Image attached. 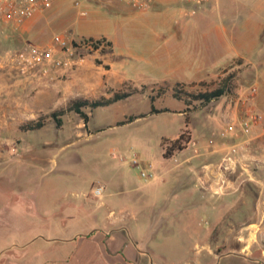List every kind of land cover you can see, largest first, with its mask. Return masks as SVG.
Returning <instances> with one entry per match:
<instances>
[{
	"label": "rangeland",
	"instance_id": "374dc122",
	"mask_svg": "<svg viewBox=\"0 0 264 264\" xmlns=\"http://www.w3.org/2000/svg\"><path fill=\"white\" fill-rule=\"evenodd\" d=\"M198 21L199 32L194 29ZM263 26L264 0H213L200 6L182 0H153L145 10L134 9L126 0H52L33 18L4 26L0 31V251L14 247L3 251L0 264H27L26 250L15 247L33 242L31 248H39L45 238L68 237L89 223L102 221L105 206L77 208L75 217L66 223L57 217L45 223L34 211L51 213L58 208L55 200L64 197L81 203L88 194L89 202L126 196L106 194L115 190L113 184L121 173H131L135 183L142 184L139 170L161 160V153L181 134L183 148L173 151L171 160L165 161L169 165H174L176 154L216 150L221 155L208 169L219 171L227 144L242 143L251 178L242 176V200L232 211L238 213L240 223L213 228L222 201L194 187L191 179L181 182L174 172H166L161 181L147 182L144 188L149 192L132 202L138 208L128 218L132 234L138 235L132 229L134 216L139 218L137 228L142 233L150 218L151 201L158 206L166 198V225L155 226L144 241L153 253V264H264V121L247 136L239 130L236 136H218L236 116L229 108L236 103L240 112L238 95L247 93L252 84L257 88L252 99L256 96L258 110L264 115ZM56 33L73 40L106 34L133 58L114 53L112 42L83 49L81 63L70 69L50 67L45 74L38 68L22 71L17 53L45 46ZM202 36L207 37L206 45L212 46L214 56H207ZM236 38L245 49L242 56L213 69L212 65L224 59L220 47L225 42L234 45ZM125 60L138 66L163 67L168 81H158L149 73L146 81L134 80V74L133 80L125 79L118 71V64ZM194 62L213 70L211 76L177 85L175 79L188 78V67ZM225 78L228 91L224 95L205 104L193 98L218 87ZM115 92L130 95L107 106L85 108L86 123L74 111L62 114L60 125L50 117L52 111L64 109L76 99L111 97ZM151 103L167 110L149 113ZM141 113L146 115L119 124L129 115ZM39 117L44 121L41 128L20 129L26 121ZM209 138L214 144H208ZM254 140L256 144L251 145ZM113 148L118 151L112 152ZM135 151L138 166L118 161L120 152L129 156ZM99 182L108 183L101 198L92 196ZM33 196L36 207L28 208L23 201L31 203Z\"/></svg>",
	"mask_w": 264,
	"mask_h": 264
},
{
	"label": "crops",
	"instance_id": "0c3cea01",
	"mask_svg": "<svg viewBox=\"0 0 264 264\" xmlns=\"http://www.w3.org/2000/svg\"><path fill=\"white\" fill-rule=\"evenodd\" d=\"M246 1L250 2V0ZM53 4H55V2ZM200 23L201 21H198V23L196 22L197 25L196 28H194L198 32L201 28ZM262 24L263 23H261V25ZM223 32H225L227 37L233 39L229 35L228 29L224 28ZM218 35L223 37L221 33H219ZM83 36L92 38L104 37L111 44L113 42L114 53H118L119 56L124 55V57L133 58L131 55L125 53L123 49H120L117 43L106 34H100L97 36ZM226 36L225 38H227ZM205 38L207 39L206 36L201 37V40L203 39V41L205 42L204 44L206 54L207 56L212 57L214 56L212 54L213 48L210 44L206 45V43L208 42ZM197 41H199V39H197ZM235 41L234 45L229 42H225V44L220 47L219 50L223 51L222 53L225 54L224 59L220 62H217L218 64L212 65L213 69L220 67L234 57L242 56L245 49H243V45L240 44L238 38H236ZM199 44L200 42H198V45ZM118 67V71L125 79L133 80L131 74H134L133 78H136L134 80L146 81L147 79L145 76L149 73L152 77L157 76L156 79H159L158 81H168L164 75L165 72L163 70V67L157 69L154 64L147 65L145 63L144 65L138 66V64H136L133 60L130 63L125 60L124 62L119 63ZM209 67H211V65ZM188 68V73L190 76L188 78H180L177 76L178 78L175 79L174 82H200L204 79L209 78L212 74L211 72L213 71H207L206 67L202 69V65H197L195 62L192 63ZM153 73H156V75ZM251 106L255 110L259 111L256 96L252 99ZM226 110H228V107L226 108ZM229 111L237 115V104L235 103L231 108H229ZM254 144H256L255 140L254 142H251V145ZM111 151L115 153L118 150L113 148L111 149ZM214 151L216 150H208L206 153L202 154H176L172 158L175 161L174 165L167 164L165 161L171 160L170 156L164 157L163 153H161V160L156 161V164L151 163V168L155 172L156 177L153 179H144L140 176V173H138V177L144 181L142 184L138 185L137 183H135L136 179L132 177L131 173H119L120 175H118L117 177L119 180H115L113 184L115 190L107 193L106 195L110 197L116 194H126V196H123L121 198L113 196L112 198H109L107 202H104L103 200L89 202L86 201V199L89 198L88 194L87 196H85L84 200L81 203L76 202L72 199L67 200L65 199V197L64 200L56 199L55 203L59 202L57 210L51 213H39L35 210V216L39 217L40 220H43L45 223H48L50 219L56 217L63 223H66L69 218L75 217L74 213L77 208L85 206L89 209L91 205H95L96 207L105 206L107 209V214L102 221L89 223L88 225L84 226L82 230H79L68 237L48 239L45 238L44 242L41 243L39 248L36 247L32 249L31 245L33 244V242L15 248L17 250H26V252L23 254H26L27 256V264H153L151 261V256L153 257V253L152 251H150L149 247L144 244V241L148 237L149 233L154 232L155 226H161L162 224L166 225L168 217V213L165 212L167 201L166 198H164V200L158 206H155V202L151 201L150 206L152 208L149 212L150 218H147V230L145 229L142 233L141 231L139 232L137 228L139 218H136V216H134L132 227V229H134L136 233L138 231V235L132 234L131 229L128 226V218H130L131 211L138 210V208L134 207V204H132V202H134L138 198L141 199V195L143 192H149L148 189L144 188V186L148 184L147 182L155 180L161 181L163 179V175L166 172H174V177H176V179L180 180L181 182L191 179L194 187L197 186L204 193H207L210 196H215L217 199H220L222 201V204L219 206L218 211L215 212L217 214L214 217L213 228L223 223L229 226L237 225L240 223L239 215L238 213L232 214V211L237 206V201L242 200L244 190L242 176L248 175L251 178V175L249 174V170L247 169L248 166H243L245 164L244 158L241 161V165L243 167L240 165L237 166L234 174H222L219 173L218 170L208 169L209 165L213 164V162L216 161V159H219L221 155L220 152L217 151V153L215 154ZM135 154L138 156V153L136 151ZM117 159L120 162L128 161H121L118 157ZM107 184V182H99V185L103 186V189L107 187ZM111 186L112 185H110L109 183V187ZM28 194L30 195L31 193L28 192ZM103 194L104 193H102V195H100L99 197L101 198ZM238 195L240 199L235 200L237 199ZM31 199V203H25L23 199L22 201L25 205H28V208H35V197H31ZM21 210L23 211L24 207ZM230 215H232V217L228 219L227 216ZM226 220L230 221L227 222ZM212 229L207 231L205 233V236H209L212 232ZM13 247L14 246H11L6 249ZM6 249L0 251V255ZM186 264H195V261H190Z\"/></svg>",
	"mask_w": 264,
	"mask_h": 264
},
{
	"label": "built area",
	"instance_id": "2783aa9c",
	"mask_svg": "<svg viewBox=\"0 0 264 264\" xmlns=\"http://www.w3.org/2000/svg\"><path fill=\"white\" fill-rule=\"evenodd\" d=\"M128 4L137 10H145L149 8L153 0H126ZM194 6H200L210 3L213 0H182ZM52 0H0V31L4 26L9 24H18L26 19L33 18L37 13L48 8ZM84 14V11H81ZM94 41L87 38L80 40L69 39L61 34H54L51 41L45 46L35 48L33 50H21L17 53V65L22 70L38 68L42 73H47L49 68L70 69L79 65L82 61L80 55L83 49H92ZM104 45L98 47L101 48ZM97 48V49H98ZM94 49V48H93ZM257 88L254 84L248 87V92H242L238 95L237 103L240 106V112L231 121L218 132L220 138L236 136L237 130L243 135H249L251 129L260 126L264 121V116L261 112L255 110L251 106L252 97L255 95ZM264 138V127L262 130ZM244 140L243 142H245ZM208 144H214V139L209 138ZM242 143L236 142L227 144V150L222 155L221 161L218 164L219 173H234L237 166H242L241 161L243 155L241 153ZM195 146V142H191ZM196 150V149H194ZM119 160H128L130 164L138 166L140 164L139 157L132 153L130 156L122 154L118 155ZM245 166V165H243ZM242 166V167H243ZM140 176L144 179H153L156 177L155 172L148 166V169H140ZM103 186L96 185L92 193L99 197L103 193Z\"/></svg>",
	"mask_w": 264,
	"mask_h": 264
},
{
	"label": "trees",
	"instance_id": "16d2710c",
	"mask_svg": "<svg viewBox=\"0 0 264 264\" xmlns=\"http://www.w3.org/2000/svg\"><path fill=\"white\" fill-rule=\"evenodd\" d=\"M90 40L94 41L93 48L97 49L98 47L102 45H110L111 43L106 40L104 37H99V38H92L88 37ZM177 85L180 83L176 82ZM228 91V79L225 78L222 80V82L218 85V87L212 89V90H207V91H202L197 94L192 95L194 99H199L203 104L210 102L211 100L218 98L222 95H224ZM130 93L128 92H115L111 97H101V98H94V99H87V98H81V99H76L71 102L66 108L60 109V110H54L50 113V117L55 121L57 125H60L62 120L60 116L64 114L66 111H74L77 113L84 121L85 123L88 122L89 116L88 114L84 111L85 108H89L90 110H93L98 107H103L110 105L113 102H116L118 100H121L127 96H129ZM174 96L179 98L177 91H174ZM152 100V99H151ZM188 104V102H187ZM167 109H158L154 106L153 103L150 104V110L149 113H159L166 111ZM148 113V114H149ZM146 114L141 113L138 115H129L126 117L123 121H121L119 124L131 122L133 119L144 117ZM44 125V121L42 118H37V119H31L26 121L20 126L21 130H35L38 128H41ZM181 140H182V134L175 139L174 141L171 142V144L168 146V150L163 153L164 157H169L173 154V151L176 149H182L183 146L181 145Z\"/></svg>",
	"mask_w": 264,
	"mask_h": 264
}]
</instances>
